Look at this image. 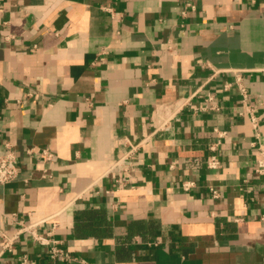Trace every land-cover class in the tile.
Returning <instances> with one entry per match:
<instances>
[{
    "label": "crops",
    "instance_id": "1",
    "mask_svg": "<svg viewBox=\"0 0 264 264\" xmlns=\"http://www.w3.org/2000/svg\"><path fill=\"white\" fill-rule=\"evenodd\" d=\"M249 107L264 142V0H0V154L20 171L0 186V264H264ZM21 223L70 259L29 233L1 253Z\"/></svg>",
    "mask_w": 264,
    "mask_h": 264
},
{
    "label": "built area",
    "instance_id": "2",
    "mask_svg": "<svg viewBox=\"0 0 264 264\" xmlns=\"http://www.w3.org/2000/svg\"><path fill=\"white\" fill-rule=\"evenodd\" d=\"M241 91L243 93V98L245 100L247 97L246 89L242 87ZM192 97L193 96H190L188 98H183L177 101V104H176L177 110L183 111L186 107H190L192 105ZM205 101H206V105L201 107L200 108L201 110L212 111V110H218L220 107L217 97L212 93H208L205 96ZM248 112L251 115V120H252L253 126L256 129V135L258 137V159H257V165H256V173L259 175H264V142L261 141L260 139V132H257L258 126H259L258 118L254 116L253 114V107H249ZM174 117L175 115H173V112H172V116L166 117L154 123V132H157L160 129L169 128V126L172 124V120L174 119ZM216 131L218 132V134H220V136H224L226 133L224 130L219 131L216 129ZM142 143L143 142L130 144L129 148L124 152V154L115 160L114 165H113L114 168L123 172L124 174H128V172L131 171V166H132L135 153L137 152L138 148L141 146ZM215 148H216V145L213 144L211 146V149L214 150ZM42 153L48 159H51L53 157V153L48 149L42 150ZM206 163L208 167L216 168L220 166V159L218 155L212 154L207 157ZM19 172H20L19 171V160H18L17 154L15 153L13 149L7 147V150L3 152L2 154H0V186L8 184L14 181L15 179H17ZM123 181L125 182V179ZM191 184L192 182H189V183L187 182L185 183L184 186L185 188H188ZM212 192L214 196L218 195L216 190L212 189ZM36 226H37L36 224H22L21 223V226L13 235H7L2 232L1 234V239H2L1 253H4L5 251H12L14 247V242L23 233H29L33 240L39 242L40 244L49 245L48 257L51 260L54 261V260L70 259V256L64 252L58 240H52L46 236L39 234L36 230ZM21 263L22 264H34L35 262L31 260L30 258H28L27 256H24L21 259Z\"/></svg>",
    "mask_w": 264,
    "mask_h": 264
}]
</instances>
